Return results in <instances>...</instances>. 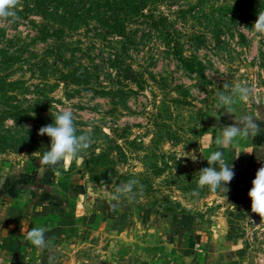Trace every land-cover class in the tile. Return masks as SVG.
I'll list each match as a JSON object with an SVG mask.
<instances>
[{"label":"rangeland","instance_id":"374dc122","mask_svg":"<svg viewBox=\"0 0 264 264\" xmlns=\"http://www.w3.org/2000/svg\"><path fill=\"white\" fill-rule=\"evenodd\" d=\"M60 1L67 8L15 0V15L0 18V191L5 172L19 193L26 186L19 166L39 165L58 178L63 199L75 197L92 214L113 211L115 224L109 220L105 235L86 244L90 253L133 251L137 264H150L146 220L187 216L205 237L236 228L250 264H264V218L248 197L264 166V129H257L264 124V31L252 28L264 0H134L129 19L115 16L126 30L114 18L97 22L103 14L90 8L76 14L86 0ZM64 64L88 72V82L60 78L55 71ZM237 87L248 89L246 99L221 106L219 96ZM65 109L91 144L79 159L45 165L50 139L39 129ZM236 121L252 132L244 161L242 134L215 142ZM217 150L223 158L214 167L247 165L251 178L231 181L226 193L199 186V171ZM132 181L131 192L122 191ZM153 253L158 258L162 247Z\"/></svg>","mask_w":264,"mask_h":264},{"label":"crops","instance_id":"0c3cea01","mask_svg":"<svg viewBox=\"0 0 264 264\" xmlns=\"http://www.w3.org/2000/svg\"><path fill=\"white\" fill-rule=\"evenodd\" d=\"M260 125L257 129H264V124ZM262 132L259 145L264 151ZM251 133L247 129L241 133L244 137L240 148L244 156L240 158L242 161L245 155L248 158L250 154V143L245 144V135ZM25 166H19L22 168L18 173L19 183L25 182L26 185L19 193L15 192L16 184H8L10 173L7 171L3 174L4 188L0 191V264H137L133 251L130 255H114V252L104 250L101 255L90 253L89 247H86L87 243L105 235L109 220L114 221L109 217L113 211H105L106 207L102 211L98 207L96 214L90 213V208L83 202H76L75 197L71 196L69 201L63 199L58 178L51 176L53 171L39 165L26 171L28 167ZM246 166L233 164L236 169L232 180L234 186L243 185L251 178V169ZM68 194L76 195L74 191H68ZM156 220H146L144 228L150 264H250L245 239L239 236L236 228L230 230L232 226L213 231L205 237L203 233L195 232L196 227L190 217L162 215L161 219ZM35 227L47 229L46 246L43 248L33 246L28 239V232ZM156 246L163 250L158 258L153 256ZM138 261L142 262V259Z\"/></svg>","mask_w":264,"mask_h":264},{"label":"clouds","instance_id":"9594fccd","mask_svg":"<svg viewBox=\"0 0 264 264\" xmlns=\"http://www.w3.org/2000/svg\"><path fill=\"white\" fill-rule=\"evenodd\" d=\"M15 0H0V18H8L15 15ZM256 30L264 31V12L258 13V18L253 27ZM248 89L237 87L231 94H221L219 104L221 106H231L234 103V96L238 95L241 100L246 99ZM254 126V125H249ZM242 127L239 121L224 126L223 133L216 139V144H230L236 136L242 133ZM41 136H47L50 144L43 154L42 161L45 165H56L62 160L79 159L81 153L91 144L90 137L86 135H77L74 124V118L71 110L65 109L57 112L52 123L39 129ZM223 152L213 151L207 161L208 167L199 171L198 185L209 186L211 189H219V192H228L229 183L235 177L233 165L224 163L222 166L214 167L222 162ZM260 159H264L261 157ZM136 181L130 182L122 191L131 192L132 185ZM198 195L197 191L192 193ZM251 200V211L264 218V166L260 167L255 178L252 181V187L248 192ZM45 227L32 228L27 236L33 246L43 248L46 246Z\"/></svg>","mask_w":264,"mask_h":264},{"label":"trees","instance_id":"16d2710c","mask_svg":"<svg viewBox=\"0 0 264 264\" xmlns=\"http://www.w3.org/2000/svg\"><path fill=\"white\" fill-rule=\"evenodd\" d=\"M49 3H54L56 6L64 7V8H67V6H68V5L64 4L63 2H61L60 0H49ZM117 3H119V5H117ZM89 8L91 9V12H93V10H95L97 16H100L99 15L100 13L103 14L102 17H99V19H97V22L109 23L114 18V20H116L117 24L119 26L121 25L122 28H124L126 30V22L124 20L120 21V19H117V18L115 19V16H124V18L129 19L130 17L128 15V12L131 10H134V0H120V1L119 0H106L105 3H103L102 0L101 1H99V0H86L83 7L78 9L76 14H79L81 10H86ZM111 8H113V9H111ZM136 9H137V13L138 12L140 13V9L139 8H136ZM66 15H69V17L71 18V17H73L74 13L67 11ZM110 16H114V17H110ZM124 23H125V25H124ZM54 34L55 33H53V32L48 33V35H50V36H52ZM64 66L65 67L63 69H57L55 71V73L57 75H59L60 78L71 77V78H73V80H75V79H80L81 77H84L86 79V82H88L87 80L90 78L88 72L80 71L79 68H76V67H73L69 71L68 66L65 64H64ZM64 80L67 82H71L68 79H64ZM113 93H114V91H110L109 94H113Z\"/></svg>","mask_w":264,"mask_h":264}]
</instances>
